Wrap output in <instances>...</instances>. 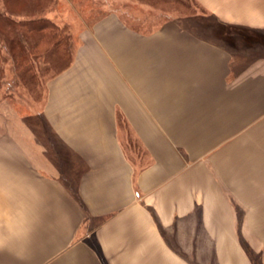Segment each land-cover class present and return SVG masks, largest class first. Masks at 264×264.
Listing matches in <instances>:
<instances>
[{"label": "crops", "instance_id": "obj_1", "mask_svg": "<svg viewBox=\"0 0 264 264\" xmlns=\"http://www.w3.org/2000/svg\"><path fill=\"white\" fill-rule=\"evenodd\" d=\"M190 1L104 9L5 100L0 264H264V0Z\"/></svg>", "mask_w": 264, "mask_h": 264}, {"label": "rangeland", "instance_id": "obj_2", "mask_svg": "<svg viewBox=\"0 0 264 264\" xmlns=\"http://www.w3.org/2000/svg\"><path fill=\"white\" fill-rule=\"evenodd\" d=\"M147 3L153 10L148 9ZM110 7L127 15L129 19L139 18L140 23L143 21L146 24L145 20L148 19L149 29L160 27L169 16L194 12L190 0H0V110L9 107L5 100L18 108L19 97L24 99L26 93L41 98L46 81L63 69L71 59L73 46L78 40V30L92 24L104 9ZM5 16L15 21L50 19L64 30L67 54L61 57L55 50L48 49L41 43L42 54L29 61L25 60V55L19 56L18 52L21 49L29 50L39 35L16 30L6 23ZM245 245L249 247L248 244ZM247 252L253 264H262L260 256L252 249ZM187 263L200 264L193 260ZM202 264L217 263L212 261Z\"/></svg>", "mask_w": 264, "mask_h": 264}, {"label": "trees", "instance_id": "obj_3", "mask_svg": "<svg viewBox=\"0 0 264 264\" xmlns=\"http://www.w3.org/2000/svg\"><path fill=\"white\" fill-rule=\"evenodd\" d=\"M6 23L16 30L27 33H36L38 34V38L36 43L29 49H21L18 52V55H25V60L29 61L32 57L42 54L41 43L45 44L48 49L55 50V52L59 53V56H64L67 54V38L63 36L64 30L60 28L57 24L47 18L42 19H33V20H20L15 21L7 16L4 17ZM1 51V48H0ZM17 59V56H15ZM71 60V59H70ZM69 60V62H70ZM68 62V63H69ZM0 63H1V52H0ZM64 69V68H63ZM63 69H60L56 74H58ZM2 70L0 68V76ZM55 74V75H56ZM244 248L249 251L250 248L246 247L243 244Z\"/></svg>", "mask_w": 264, "mask_h": 264}]
</instances>
